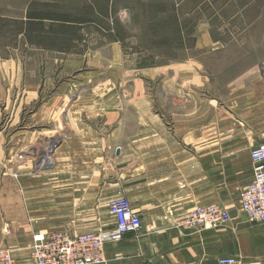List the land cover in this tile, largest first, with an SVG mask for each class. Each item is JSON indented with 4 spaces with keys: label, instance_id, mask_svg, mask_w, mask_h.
I'll list each match as a JSON object with an SVG mask.
<instances>
[{
    "label": "crops",
    "instance_id": "1",
    "mask_svg": "<svg viewBox=\"0 0 264 264\" xmlns=\"http://www.w3.org/2000/svg\"><path fill=\"white\" fill-rule=\"evenodd\" d=\"M6 69L21 72L15 90H6V119L0 109V250L15 264H34L36 235L107 234L115 223L107 206L120 198L141 227L104 242L101 264H218L225 257L264 264V224L239 207L252 179L250 151L264 142V76L250 88L241 81L225 89L221 99L178 90L152 96L146 80L56 87L28 81L20 66ZM169 85L162 82L166 93ZM209 204L228 211L225 226L179 227Z\"/></svg>",
    "mask_w": 264,
    "mask_h": 264
},
{
    "label": "rangeland",
    "instance_id": "2",
    "mask_svg": "<svg viewBox=\"0 0 264 264\" xmlns=\"http://www.w3.org/2000/svg\"><path fill=\"white\" fill-rule=\"evenodd\" d=\"M10 66L56 87L146 80L152 96L222 99L264 76V0H0L2 120L6 90L21 75Z\"/></svg>",
    "mask_w": 264,
    "mask_h": 264
},
{
    "label": "built area",
    "instance_id": "3",
    "mask_svg": "<svg viewBox=\"0 0 264 264\" xmlns=\"http://www.w3.org/2000/svg\"><path fill=\"white\" fill-rule=\"evenodd\" d=\"M249 157L252 179L239 194V207L250 222L264 224V142L253 148ZM49 162L47 158L46 163ZM107 212L115 221L107 234L83 233L71 236L64 232H52L36 235L29 248L30 258L34 264H101L104 242L118 243L141 227L140 219L125 198L109 202ZM229 220L230 216L225 208L209 204L191 210L179 222V227L217 228L225 226ZM217 263L238 264L232 257L220 258ZM0 264H15L8 250H0Z\"/></svg>",
    "mask_w": 264,
    "mask_h": 264
},
{
    "label": "trees",
    "instance_id": "4",
    "mask_svg": "<svg viewBox=\"0 0 264 264\" xmlns=\"http://www.w3.org/2000/svg\"><path fill=\"white\" fill-rule=\"evenodd\" d=\"M30 19V18H29Z\"/></svg>",
    "mask_w": 264,
    "mask_h": 264
}]
</instances>
